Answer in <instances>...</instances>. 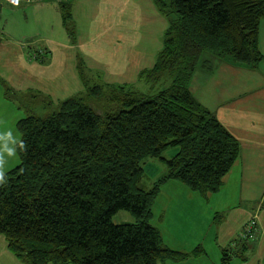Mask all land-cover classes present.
I'll list each match as a JSON object with an SVG mask.
<instances>
[{
	"label": "trees",
	"instance_id": "16d2710c",
	"mask_svg": "<svg viewBox=\"0 0 264 264\" xmlns=\"http://www.w3.org/2000/svg\"><path fill=\"white\" fill-rule=\"evenodd\" d=\"M154 1L169 26L154 67L140 79L166 80V87L148 94L97 84L45 118L33 114L17 122L25 148L17 146L20 163L0 183V235L24 264L182 261L187 255L167 247L151 223L162 184L178 180L203 196L217 193L239 158L238 140L189 84L199 67L218 60L258 67L264 0ZM60 9L74 36L72 2ZM170 148L177 152L169 159L164 152ZM149 159L168 167L150 187ZM120 211L135 222H115ZM250 221L254 229L247 234L243 225L224 251V264L238 252L236 243L259 239L260 228Z\"/></svg>",
	"mask_w": 264,
	"mask_h": 264
},
{
	"label": "crops",
	"instance_id": "0c3cea01",
	"mask_svg": "<svg viewBox=\"0 0 264 264\" xmlns=\"http://www.w3.org/2000/svg\"><path fill=\"white\" fill-rule=\"evenodd\" d=\"M65 1L72 2L74 36L60 9ZM168 26L154 0H22L19 7L2 5L0 121L2 117L11 121L0 122V134L10 129L21 138L16 128L23 118L21 98H28L29 92L58 106L97 84L137 91V83L146 82L141 73L156 63ZM259 48L264 54V19L259 25ZM189 86L238 140L240 155L217 193L203 196L178 180L162 184L151 223L167 247L187 258L160 264H224V251L233 248L243 225L253 219L260 228L259 239L251 245L236 243L238 252L227 260L264 264V60L255 69L226 60L203 65ZM10 92L20 93L21 98L14 99ZM4 143L0 139L6 173L10 169ZM155 160L145 165L151 185L167 173ZM2 259L24 264L0 235V264H5Z\"/></svg>",
	"mask_w": 264,
	"mask_h": 264
},
{
	"label": "rangeland",
	"instance_id": "374dc122",
	"mask_svg": "<svg viewBox=\"0 0 264 264\" xmlns=\"http://www.w3.org/2000/svg\"><path fill=\"white\" fill-rule=\"evenodd\" d=\"M165 82V83H164ZM168 85V82L165 80L162 81H146V82H139L137 83V91L148 93V94H154L158 90L166 87ZM18 93V92H17ZM19 95H15L14 92H10L9 96H13V98H21L20 93ZM28 98H21V109L23 113V118L28 115H37L41 118H45L48 116L50 113H52L54 110H56L57 105L55 103L50 102L49 99L45 98V96H40L39 94H34L32 92L27 93ZM2 117L1 121L2 125H4L6 122H10L11 120L9 118ZM19 121V120H18ZM17 128V127H16ZM18 130V129H17ZM19 132V131H18ZM17 132V133H18ZM20 135V134H19ZM177 152V149H168L164 152V156L167 158H172L173 155ZM156 161V165L159 168H162L165 172H168V167L165 163L160 162L158 160ZM20 163V158L18 154L15 157H8L7 160V168L12 169L15 166H17ZM8 169V170H9ZM149 187L152 186L151 183L148 181ZM114 221L115 222H123V223H128V222H135V217L128 211H120L114 216ZM4 237V236H2ZM233 253V252H232ZM236 259V258H234ZM237 260V259H236ZM3 263L5 264H10L9 262H6L4 259H2ZM239 263L237 261L234 262V264Z\"/></svg>",
	"mask_w": 264,
	"mask_h": 264
},
{
	"label": "clouds",
	"instance_id": "9594fccd",
	"mask_svg": "<svg viewBox=\"0 0 264 264\" xmlns=\"http://www.w3.org/2000/svg\"><path fill=\"white\" fill-rule=\"evenodd\" d=\"M0 139H3L5 143L2 146V151L8 157H15L17 155V146L23 150L25 148V142L19 136H14L12 130H7L3 134H0ZM5 159L0 156V183L6 182V176L4 172Z\"/></svg>",
	"mask_w": 264,
	"mask_h": 264
},
{
	"label": "built area",
	"instance_id": "2783aa9c",
	"mask_svg": "<svg viewBox=\"0 0 264 264\" xmlns=\"http://www.w3.org/2000/svg\"><path fill=\"white\" fill-rule=\"evenodd\" d=\"M0 2L7 3L11 7H19L21 5L22 0H0ZM33 57L36 58L37 55H34ZM253 224L251 223V221L246 223L244 230L247 231V234L251 231V229H254L255 224Z\"/></svg>",
	"mask_w": 264,
	"mask_h": 264
}]
</instances>
